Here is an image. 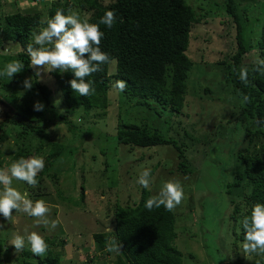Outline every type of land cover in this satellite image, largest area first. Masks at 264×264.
I'll return each instance as SVG.
<instances>
[{
    "label": "rangeland",
    "instance_id": "obj_1",
    "mask_svg": "<svg viewBox=\"0 0 264 264\" xmlns=\"http://www.w3.org/2000/svg\"><path fill=\"white\" fill-rule=\"evenodd\" d=\"M110 1L106 0L105 3ZM50 3L51 0H0V18L16 12L26 14L39 11L41 22L45 23ZM186 3L194 8L200 22L194 24L185 52L193 63V68L187 81L189 84L184 107L179 112L181 128L175 126V131L171 129L168 135L187 146V161L192 169V173L187 176L176 171L178 158L171 146L134 148L131 153H125L120 151L127 150V147L119 148L111 141L117 129L125 128V123L138 127L146 125L148 128L160 125L166 134L168 109L160 117L135 102L120 104V94L111 83L107 108L87 114L79 109L70 115L65 113L59 93L54 92L51 101L56 113L65 115L67 121L80 131L79 134H73L69 125L48 110L45 101L34 89L33 76L29 72L23 69L11 80L0 76V97L8 104H0V121H5L3 114L11 109L40 102L44 105L45 114L41 125L45 128L39 137L30 135L31 148L35 149L40 141L63 145L59 159L45 173H38L35 187L15 179L12 182L13 188L22 194L27 192L33 201L43 199L50 209L48 218L58 220L59 223L55 229H51L50 226L38 225L37 218L15 210L10 221L0 216V224H3L0 228V241L10 243L7 251L2 247L3 253L7 252L3 256L6 260L17 264L23 260L37 263L38 259H45L47 252L44 256H35L27 241L24 248L31 252V256L19 258L22 250L17 252L11 244L14 234L26 235L35 231L45 242L52 240L57 244L58 240H64L65 246L59 243L58 246L51 247L59 255L61 264H116L114 254L104 255L97 249L93 235L112 228L111 216L107 213L110 214L117 203L124 204L130 196L137 194L140 185L137 189H134V185L138 184L137 180L144 169L156 168L151 178L152 183L156 182L155 185L159 184L162 188L166 180H178L184 191L182 202L171 210L175 214L177 234L174 245L183 255L182 264L219 263L216 257L208 258L205 243L210 247L208 250L221 249L224 252L234 238L228 217L231 197L225 193L226 182L232 181V174L227 176L232 166L225 170L227 179L219 172L222 165L223 168L228 165L227 153L231 142L226 135L218 136V128L221 123H227L228 113L238 103L230 84H227L216 66L222 57L232 51L231 41L220 36L227 28L225 21L229 16L226 13V0H186ZM236 7L237 12L241 13L244 40L253 41L256 38L250 36L257 35L264 18V0H236ZM70 10L77 12L81 20L89 19V15L77 7L73 6ZM247 34L251 35L248 37ZM3 44L5 52L0 53V71L7 63L19 60L14 56L20 51L19 45L15 42ZM44 71L46 73H42L39 80L52 86L47 66ZM113 71L115 72L114 61L109 64V72ZM26 78L32 79L30 90L23 87ZM205 88L210 93L205 92ZM174 121L176 123V119ZM222 129L224 131L226 127L223 125ZM185 132L187 135L184 136ZM21 144L22 140L17 143L9 135V139L3 144L4 155L0 169H7L6 165ZM214 145L219 149L215 150ZM49 147L43 148L35 156H42L45 161ZM101 149H104L105 155ZM128 172L134 180L129 179ZM2 188L0 185V190ZM82 189L85 190L83 201ZM239 254L244 259V264L252 262L253 256L250 254L244 251Z\"/></svg>",
    "mask_w": 264,
    "mask_h": 264
},
{
    "label": "trees",
    "instance_id": "obj_2",
    "mask_svg": "<svg viewBox=\"0 0 264 264\" xmlns=\"http://www.w3.org/2000/svg\"><path fill=\"white\" fill-rule=\"evenodd\" d=\"M54 0L47 10V19L53 17L57 10L68 15L74 6L81 12L89 15V23H99L106 11L116 13V22L111 29L100 25V31L104 36L99 45L102 52L111 57L115 62V72H109V64H102L101 71L86 77L92 81L95 89L90 95L80 96L73 92L68 81L74 78L69 72L61 73L58 70L50 72L53 81L52 86L39 80L35 70L31 66L30 56L26 51L28 44L33 43L34 33H38L46 27L41 22V12L23 14L16 12L0 18V53H4V42H15L20 51L14 55L24 63V69L33 76L34 89L38 91L45 101L48 110L62 119L73 134H79L74 125L67 121L66 116L57 114L52 96L54 92L61 96V104L66 114H73L82 109L85 114L93 110H101L108 107V92L111 83L124 80L127 88L119 92L120 104L136 105L151 111L152 114L162 116L165 110H169L166 134L159 125L157 128L138 127L135 124L125 123L124 129H117L113 135V141L119 148L127 147L120 152L131 153L132 149H150L154 147L171 146L178 158L176 171L184 176L192 173L187 161V146L181 141L170 138L169 131L175 126L181 128L179 118L180 110L184 107L188 78L193 68V63L186 56L190 32L194 24L200 22L194 8L186 3V0ZM226 13L229 18L225 21L227 28L220 35L231 41V50L222 57L216 66L221 75L230 84L233 95L237 99V107H233L228 113V121L220 124L218 136L226 135L231 142L227 153L228 165L220 168V175L227 179L225 170L229 169L232 181L226 182V194L229 200V214L233 230V241L222 252L221 249L208 250L205 243L208 258L216 257L218 264H244L245 261L239 254L243 251L244 229L242 220L250 215L253 205L264 204V72L253 71L256 67L255 59H264V18L261 21L259 32L253 41L246 42L243 36L241 13L237 12L236 0H226ZM33 46L36 45L33 43ZM241 68L248 69V83L245 84L239 78ZM205 92L210 90L205 88ZM249 97V102H243V96ZM0 104H7L0 97ZM8 105V104H7ZM11 107V106H10ZM45 111H34L33 104H25L20 109L5 112V121H0V165L4 155L3 144L12 135L16 142L22 140L19 149L13 154L10 164L21 157L35 156L43 148L50 146L43 173L61 155L63 145L51 144L49 141H40L36 148L30 146L31 134L39 137L44 132L45 126L41 125ZM171 116V117H170ZM176 119V123L174 121ZM172 124H170V121ZM226 127L223 131L222 126ZM72 126V127H71ZM174 126V127H173ZM10 131V134L8 133ZM226 131V132H225ZM225 133V134H224ZM169 134V135H168ZM187 132L184 133V136ZM35 137V138H36ZM184 139V138H183ZM51 144V145H49ZM214 149L219 147L214 145ZM105 155L104 149H101ZM216 172L217 169H214ZM156 168L151 170L150 180L153 178ZM129 179L134 180L128 172ZM157 180V175L155 176ZM167 181V180H166ZM148 188L134 185L137 194L132 195L122 204L117 203L113 211L107 213L111 216L112 232L104 231L93 235L97 249L104 255H115L116 264H182V253L176 249L174 242L177 238L175 231V214L166 210L163 206L153 208L151 211L145 207L146 200L158 194L160 185L152 183ZM162 186V185H161ZM151 187V188H150ZM84 189L81 191L83 201ZM113 236L120 242L118 252L106 251L107 241ZM48 244L45 259H38L37 263L27 260L17 264H61L59 255L51 250V247L59 243L65 246L64 240L46 241ZM10 247V243L0 241V264H12L3 256L4 249ZM213 252V254H212ZM19 255V253H18ZM20 257H30L29 250H22ZM253 256V264H264V254ZM192 257V256H190ZM214 262V261H212ZM249 263V264H252ZM214 264H216L214 262Z\"/></svg>",
    "mask_w": 264,
    "mask_h": 264
},
{
    "label": "clouds",
    "instance_id": "obj_3",
    "mask_svg": "<svg viewBox=\"0 0 264 264\" xmlns=\"http://www.w3.org/2000/svg\"><path fill=\"white\" fill-rule=\"evenodd\" d=\"M54 0H51L53 2ZM116 22V13L114 11H106L100 18L99 23H89L87 20H81L80 15L72 10L65 15L61 10H57L55 15L45 21L46 27L42 28L38 33H34L32 40L26 47V51L30 56L31 66L37 71L35 75L42 78L45 66L47 72L58 70L61 73L71 72L73 79L68 81L73 92L79 93L80 96L90 95L95 89L92 87V81L86 80V77L101 71V65L111 62V57L102 52L99 45L104 36L100 31V25H105L111 29ZM256 67L253 71L264 72V59L257 58ZM24 69V63L20 60H13L7 63L0 76H6L11 80L13 76L20 73ZM239 78L247 84L248 69L241 68ZM124 80H117L113 87L123 92L127 88ZM25 89H31L32 79L26 78L23 81ZM59 101H57L58 103ZM243 102H249L247 95L243 96ZM44 105L35 102L34 111H43ZM45 161L42 156H31L28 158L21 157L14 160L7 169H0V216L6 221H10L13 217L12 212L23 211L30 217L37 218L36 223L50 226L55 229L59 223L58 220H50L48 214L49 207L43 199L33 201L29 198V194H23L12 187L13 179L26 182L27 185L35 187L38 183L36 177L38 173L43 171ZM151 170L144 169L137 180V183L144 188H148L151 184ZM184 198V191L178 180H167L163 183L162 188L156 195L150 196L145 207L151 211L153 208L163 206L166 210L171 211L178 206ZM3 224H0V228ZM244 229L243 251L246 254L255 253L257 255L264 254V204L257 203L252 206L250 215L244 216L242 220ZM107 231L112 232L110 228ZM30 246L31 252L35 256H44L48 250V244L44 238L37 232L33 231L26 235L14 234L12 246L15 250L21 251L25 247V243ZM121 244L113 236L107 241L106 251L118 252Z\"/></svg>",
    "mask_w": 264,
    "mask_h": 264
}]
</instances>
